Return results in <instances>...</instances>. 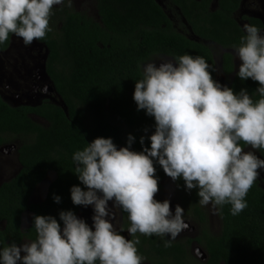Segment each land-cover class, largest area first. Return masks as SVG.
<instances>
[{"label":"trees","instance_id":"obj_1","mask_svg":"<svg viewBox=\"0 0 264 264\" xmlns=\"http://www.w3.org/2000/svg\"><path fill=\"white\" fill-rule=\"evenodd\" d=\"M211 1L164 0V8L156 0H97L96 19L64 5L0 0V50L14 33L43 43L46 72L68 107L11 106L0 95V144L31 135L21 145L23 168L0 185V264H264V187L251 171L227 162L251 144L264 158V40L254 37L263 24L251 18L249 34L234 18L240 0H219L214 10ZM170 12L184 17L198 39L178 32ZM215 46L237 50L243 59L223 84ZM160 54L177 63L186 96L215 114L214 120H192L191 142L172 137L173 119L152 102L142 64ZM222 71H234L231 52L222 54ZM29 112L49 125L33 121ZM121 147L138 158L116 174L124 218L132 203L123 191L155 194L172 176L198 221V235L170 239L159 212H136L123 225L132 229L127 243L122 232L92 237L83 226L81 239L59 252L61 262L14 258L24 238L46 239L77 214L91 175L114 164ZM47 170L57 178L45 200L34 203L32 191ZM207 198L218 209L217 233L201 204ZM27 211L32 222L22 229ZM194 243L204 257H197Z\"/></svg>","mask_w":264,"mask_h":264},{"label":"flooded vegetation","instance_id":"obj_2","mask_svg":"<svg viewBox=\"0 0 264 264\" xmlns=\"http://www.w3.org/2000/svg\"><path fill=\"white\" fill-rule=\"evenodd\" d=\"M22 1L32 3V4H46V5H50L52 7H59V6L64 5L63 7L67 8L69 10L72 9V10H75L77 12H81L82 14H87L90 16H92L91 13L95 12L97 14L96 19H99L97 8H96L97 0H58L59 1L58 3L54 2L53 0H22ZM218 1L219 0H212L211 1V8L213 10L218 7ZM48 2H50V3H48ZM51 3H57V4H51ZM159 3L164 8H166L164 0H160ZM169 16L172 19L173 26L178 30V32L186 33L188 37L193 38V39H198V37H196L194 35V33L192 32L191 26L187 24V21L185 20L184 17L180 16V18H178L172 12L169 13ZM234 18L238 21V23L242 26V28L249 34H251V31L246 29V26H250V22H249L250 19L255 18V19L260 20L263 24V27L260 29V31L257 34H254V37L256 39L260 40L261 38L259 36L264 34V0H240L238 7L234 11ZM185 29H186V31H184ZM16 35H20V34L14 33L11 36V41H10L9 46L4 50H0V55H2L4 57L6 56V53L12 47V40ZM31 37H33V36H31ZM261 40H264V39H261ZM31 44H32L31 47L26 48V52H29V54H30V60L31 61H29L28 59L17 61L14 58L15 63L12 64L11 61H8V63H11V64H9V66L11 68H3L5 73H3L2 68L0 66V84L5 83L4 91L1 92V90H0V95H1L2 99L11 106L38 107V106H41L45 102H50V103H53L57 106H61L66 112H68V107L65 104V102L63 101L59 92L57 91L54 81L49 77V75L44 74L43 69L41 70V73H40L37 61L41 58V55L43 54V53L41 54L42 50L40 51V49H37L38 46L36 44H33V43H31ZM40 44H42V46H45L43 43H40ZM210 44L213 45L214 43L211 42ZM215 47H217V46H215ZM217 48H218L217 52L219 53V56H218L219 60L216 59L218 76L221 75V77H223L222 80H224V81L232 79V77L235 75L236 71L243 64L242 56L237 50H234V49H229V48H224V47H217ZM46 50H48V49L46 48ZM224 52H231L233 54L234 71L232 72V74L227 75L222 71V54ZM237 55H239L241 57V63L238 62L237 57H236ZM47 56H48V52L46 51L45 54L43 55L41 65H43L45 58L47 60ZM164 56H166V55H164ZM174 62H175V60H174ZM45 63H46V61H45ZM144 63L142 64L143 70H144ZM13 69L17 72L14 73ZM175 70L177 73V77L179 79H181V81H182V85H181L182 89H183L182 95H185L184 85H183V77L179 71V68H178V65L176 62H175ZM157 71L162 73V76H163L162 80H165V82L168 83L169 80L167 79V73L164 71V69H162V67H161ZM144 72L147 74V76L149 78L151 90L154 91L153 92V98H152V102H154V99H155L154 96H155L156 90H155L153 83H152L153 76H151V74H149L145 70H144ZM218 79H219V77H218ZM34 80L37 81V86L33 83ZM224 81H222V83ZM220 86H222V85H220ZM173 90L174 89L172 87V92L176 93V91H173ZM34 91H35V94L33 96ZM33 97L37 98V99H32ZM7 98H8V100L10 99L12 101H16L17 103H15V104L11 103L10 101L7 100ZM196 108L199 111H201V114L205 112L201 106L196 107ZM205 113H207V112H205ZM209 114H211V113H207V116H209ZM28 115L32 118L33 121L40 123V125H42L44 127H47L49 125V122L44 117L40 116L39 114L29 112ZM199 117H201V116H199ZM212 117H211L212 120L215 119V114H213ZM189 118H190V121L188 122V125L192 120H194L198 117H197V114H195V115H190ZM174 131H175V129H174V125H173L172 137H175V136H173ZM180 136H182V135H180ZM30 138H31L30 134H22V136H21V134H17V137L15 139H13L14 140L13 143H11V141H9V142L0 144V185L3 182L9 181V180L13 179L14 177H16L17 174L23 168V164H22L21 159H20V156L22 155V152H23V151H21V145L23 144L24 140H29ZM183 138L184 137H181L180 140L185 141V142H191L190 132H189V139L188 140L183 139ZM116 152L118 153L119 157H118V160L114 162V164H112L108 167H102V168L96 170L91 175L90 183H89V185H87V188L84 190V196H83L82 204L80 205L77 214L73 218L69 219V221H67L65 224H63L60 228H58L57 230L52 232L48 236V238L42 239V240L37 241V242L31 241L27 238H24L21 241V244L23 242L29 243L28 245L32 246L34 249H38V248H41L43 246H46V243L48 241H50L56 235L60 234L72 222H75L80 211H82L83 208H85V206H86L85 205V201L87 198L86 195L90 190V187H91V184L93 182V179H94L96 172L101 171L103 169H111L112 170V172H109V175H110L112 181L115 183L116 197H117V202L119 204V208H120L119 212H120V216H121V220H122V230L119 232H122L123 240L125 243H127L130 240V233L132 232V229L131 228L123 229L124 222L125 221H129V222L133 221V217L135 216V213L140 212L137 210V203L139 202V200L143 201V202H145L146 199L151 200L152 198L156 197V195H158L162 191L163 188L168 190L167 184L165 181L167 176L160 182V184L162 185L161 190L155 194H151L148 196H142V195L135 193L133 191H130V190L123 191L122 193L125 196V198H128V201L130 200L132 203L131 209H129L131 211V213L127 214L126 217L124 218V214L122 213L121 205H120V201H119V197H120L121 192H119V190H118L116 174L120 168L128 165L130 162L137 161L138 158L135 156H132V154L130 152H127L124 147H121L119 150H116ZM129 155H130L131 159L125 160ZM125 156H127V157H125ZM231 156L232 155H230L227 159V162L230 164V166L234 169H241L239 167H234L232 165V163L230 161ZM242 170H245V169H242ZM56 178H57V172L55 170H47L46 171L44 178L34 187V189L32 191L31 199L34 203L35 202H42L43 200H45V198L48 194L50 184ZM169 179L172 181V184L174 187H173V190L168 195L166 202L172 203V202H174V200H176V198H175L176 183H175V179L172 176H170ZM104 192L105 193H110V192L113 193V187L99 190V193H104ZM176 195H177V193H176ZM36 196H38V197L41 196V199L40 200L36 199ZM207 199H209V198H207ZM209 201H211V200H209ZM97 203L98 204L96 205V209L90 213V217L92 216V218L95 220L102 217L101 209L103 208V206L100 205V207H99V201H97ZM173 209H174V207H173ZM175 210H178V205L175 206ZM141 213H144V212H141ZM32 217H33V212H29V211L25 212L22 215V220H21V228L22 229L27 228L31 224ZM83 226L85 227L86 225L82 224L81 226H78L77 229H75L73 231V233L70 234L69 238L71 237V239H72L71 241L68 242L67 240L69 238H67V240L63 244H61L57 248H55L54 249V255H47L45 253L34 251V255H29L28 257L33 256V257L44 258V259L47 258V259H50L53 261L61 262L62 256L60 255L59 252L64 247L71 246L73 243H75L79 239H81L82 232H83L82 231ZM103 228L105 229V227H103ZM85 230L92 237H99V238L108 237V236L103 237V236H97V235L91 234L89 232V226L85 227ZM126 230H129L130 233H129V236L124 237V231H126ZM20 245L18 247H16L15 250H13L12 252H14L16 254V252L19 250V248H21ZM17 260H22V259L17 258ZM139 262H144V263L150 264L148 261L145 262L144 260H139L133 264H138ZM121 264H128V263L126 260H124Z\"/></svg>","mask_w":264,"mask_h":264},{"label":"rangeland","instance_id":"obj_3","mask_svg":"<svg viewBox=\"0 0 264 264\" xmlns=\"http://www.w3.org/2000/svg\"><path fill=\"white\" fill-rule=\"evenodd\" d=\"M53 1L57 3L59 2L58 0ZM91 15L94 18H97V14L95 12L91 13ZM259 37L261 39H264V34L260 35ZM31 43L36 44L38 46L37 49H40V51L42 50L41 54H43L37 61L41 73L42 58L46 52V47L42 46V44L37 42L33 37L22 34L16 35L13 38L12 47L6 53L5 57L0 55V66L3 73H5L3 68H11L9 64L15 63V59L17 61H21L24 59H28L29 61H31L29 52H26V48L31 47ZM236 57L238 62L241 63V57L239 55H237ZM8 61H11V63H8ZM161 67L167 73V79L169 80L168 83L165 82V80H162V73L157 71ZM144 70L151 74V76H153L152 83L156 90L154 102L165 111H167V113H169L170 117L174 121V138L180 140L181 137H184L183 139L188 140V122L191 118H189V116L201 114V111H199L196 106L193 105V103L188 102L184 98L185 96L182 95V81L177 77L174 60L169 56L167 57L164 55H156L144 63ZM13 72L16 73L17 71L13 69ZM218 77V80L224 81L222 80L223 77H221V75ZM33 83L37 86L36 80H34ZM4 86L5 83L0 84L1 92L4 91ZM172 87L174 89L173 91H176V93L172 92ZM34 94L35 91L33 92V96ZM32 99L37 98L33 97ZM8 101L14 104L17 103L16 101H12L10 99ZM13 142L14 140L11 141V143ZM130 159L131 158L129 155L125 160ZM230 161L234 167H239L241 169L251 171L254 175L257 176V178L260 179L261 184L264 187V158L257 152L253 144L248 146L240 155H232ZM109 172H112V170L103 169L96 172L90 190L86 195V206L82 211H80L75 222H72L60 234L56 235L54 238L48 241L46 243V246L34 249L32 246L28 245L29 243L23 242L20 245L21 248H19L16 254L12 252V256L16 259H24L29 255H34V251L45 253L47 255H54V249L63 244L67 240V238H69L70 234H72L73 231L82 224L86 225L85 227L89 226V232L97 236H110L121 231L122 220L119 212V204L116 197V187L115 183L112 181L109 175ZM169 177L170 176H167L165 180L168 190L163 188L166 192L162 189V191L151 200L146 199L145 202L139 200V202L137 203V210L140 212H159L163 221V233L170 239L184 240L188 237H194L198 235L200 227H198V221L196 220L194 215H192V213L188 211L190 209L186 205L185 198H180L177 185L175 192L176 200H174V202L172 203L166 202L168 195L174 187ZM111 187H113V193H99V190ZM36 199L40 200L41 196H36ZM97 201H99V207L100 205H102L103 208L101 209L102 217L95 220L92 218V216L90 217V213L96 209V205L98 204ZM201 204L204 210L209 214L208 216L212 230L216 233L219 232L221 229V220L218 214L217 207L211 201L206 199H203L201 201ZM176 205H178V210H175ZM170 207H174V209L169 213ZM103 227H105V229ZM129 233V230L124 231V237L129 236ZM71 240L72 239L70 237L67 241L69 242ZM194 244L197 245L196 243ZM194 244L193 250L194 252H196L194 249ZM197 257L200 258L199 254ZM144 261L147 262L146 260Z\"/></svg>","mask_w":264,"mask_h":264},{"label":"water","instance_id":"obj_4","mask_svg":"<svg viewBox=\"0 0 264 264\" xmlns=\"http://www.w3.org/2000/svg\"><path fill=\"white\" fill-rule=\"evenodd\" d=\"M158 3L160 2V0H156ZM47 52H48V50H46ZM45 61H46V58H45ZM45 61H44V63H43V65H42V69H43V72H44V74L46 75L47 74V72H46V64H45ZM48 75V74H47ZM185 97V99L188 101V102H191V103H193V105L194 106H196V107H199V105L197 104V103H195V102H193V101H191L187 96H186V94L184 95ZM202 115H207V113H202V114H198L197 115V117H199V116H202ZM213 116V114H209V117L211 118ZM213 118V117H212ZM214 120V119H213ZM192 122V121H191ZM191 122L189 123V125H188V128H189V132H190V138L192 139V135H191V131H190V128H191ZM195 251H196V253H198L201 257H204V255H202L203 254V250H202V248L200 247V246H196L195 247ZM138 264H147V263H144V262H139Z\"/></svg>","mask_w":264,"mask_h":264},{"label":"clouds","instance_id":"obj_5","mask_svg":"<svg viewBox=\"0 0 264 264\" xmlns=\"http://www.w3.org/2000/svg\"><path fill=\"white\" fill-rule=\"evenodd\" d=\"M185 91V90H184ZM186 94V93H185ZM192 140V139H191ZM206 200H209V199H206ZM215 205V204H214ZM171 210H173V207H170L169 208V212L171 211ZM195 245V244H194ZM197 245H195V247H196ZM195 247H194V249H195ZM198 254V253H197ZM200 256V255H199Z\"/></svg>","mask_w":264,"mask_h":264}]
</instances>
